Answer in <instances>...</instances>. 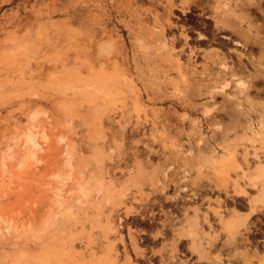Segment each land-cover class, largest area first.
<instances>
[{"label": "rangeland", "instance_id": "1", "mask_svg": "<svg viewBox=\"0 0 264 264\" xmlns=\"http://www.w3.org/2000/svg\"><path fill=\"white\" fill-rule=\"evenodd\" d=\"M196 1L0 0V264L264 261V180L245 175L264 162V29ZM213 17L240 44L201 39Z\"/></svg>", "mask_w": 264, "mask_h": 264}, {"label": "bare ground", "instance_id": "2", "mask_svg": "<svg viewBox=\"0 0 264 264\" xmlns=\"http://www.w3.org/2000/svg\"><path fill=\"white\" fill-rule=\"evenodd\" d=\"M196 1V0H195ZM197 2V1H196ZM199 2V1H198ZM228 3V2H227ZM198 5V4H197ZM196 5V6H197ZM201 4H199L198 6H200ZM176 5L174 4V3H171V5H170V7H174V8H178V7H175ZM227 6V5H226ZM178 9H180V8H178ZM200 37H203V35L202 34H200ZM239 85L242 87H245L246 85H247V83L246 82H242V81H240L239 82ZM31 136V135H30ZM32 137H34V136H32ZM32 137H30L29 138V140L30 141H32V146H34V145H36L37 143L34 141V138H32ZM28 152H27V154L28 155H33L35 152L31 149V147L30 148H28V150H27ZM9 155V154H8ZM234 156V155H233ZM11 157V156H10ZM232 159V158H231ZM233 162L234 161H232V160H229V161H227V163L225 164L224 163V165L221 167V169L217 172V179H218V181L220 182V185L221 186H223V187H225L226 189H227V191H228V188H227V185L229 184V182H230V165L231 164H233ZM8 164H6V166H7ZM5 166V165H4ZM253 171V170H252ZM245 175L246 176H248L249 177V179H250V181H251V183L254 185V186H257V183L258 182H261L262 180H264V162H262V163H260L257 167H256V170L253 172V173H245ZM263 182V181H262ZM159 183H161V185L159 186V188H160V190H162V191H164L165 189H166V187L168 186V183L167 182H164V181H159ZM236 184V183H235ZM239 184V183H238ZM261 184V183H260ZM219 185V184H218ZM240 185V184H239ZM262 185V184H261ZM259 185V187H261L259 190H260V195H259V197H257V198H255V199H253L252 201H254V202H263L264 203V185ZM258 187V186H257ZM219 188V187H218ZM221 188V187H220ZM244 189H245V187H244ZM244 189H241L240 191H239V193H241L242 195H246L245 194V190ZM218 190V189H217ZM223 190H224V188H223ZM237 190H238V188H237ZM236 189H235V191H237ZM238 192V191H237ZM85 193V192H84ZM230 193V192H229ZM239 195V194H238ZM240 196V195H239ZM144 199H146V198H144ZM221 199V198H220ZM219 200V199H218ZM216 201H217V199H216ZM218 202V201H217ZM251 202V201H250ZM219 203H220V201H219ZM253 205H254V203H253ZM253 207V206H252ZM221 213V212H220ZM232 213V214H231ZM230 213V215L227 217V218H224L223 216H221V214H220V216H221V222L220 223H222V225L224 226L223 228H222V230L224 229L225 231H227V233L229 232V236H230V244H233L234 243V245L237 243V239H238V236L241 234V231H240V227L242 226V224L244 223L243 221V216L240 214V213H238V212H231ZM217 216L219 217V215L217 214ZM120 221H123V218H120ZM204 221L207 223V224H210V220H209V217H208V215H206L205 217H204ZM5 223V224H4ZM0 226H1V229H0V234H2V235H4V234H6V233H10L11 232V230H12V225L11 224H9V221L8 220H6L4 217H1L0 216ZM119 226H122V222H120L119 223ZM18 231H20V230H18ZM199 231V230H198ZM198 231H197V235L196 236H191V238H192V240L194 241V240H197V241H199L198 243V248H194V249H191V252L192 253H197V254H199V253H201V258H205V257H208L207 255H208V253H204V251H203V249H204V247H203V249H200L199 248V246L200 245H202V241H200V236H199V233H198ZM19 233V232H18ZM21 233V232H20ZM180 236H181V234H179ZM191 235V234H190ZM221 234H219L218 232H216L215 234H213V233H211V234H209V235H207V236H209L210 237V246H214V241H216V240H218L219 239V236H220ZM179 237V236H178ZM203 237V236H202ZM205 237V236H204ZM137 240V239H136ZM133 247L136 249V251H137V248L139 247L138 246V244H137V241H135V242H133ZM171 247H173V245L171 246ZM176 247V245H174V247L173 248H175ZM202 247V246H201ZM211 248V247H210ZM196 249V250H195ZM170 250V249H169ZM174 250V249H173ZM143 252L144 251H137V253L138 254H143ZM165 252H167V251H165ZM170 252H172V250L170 251ZM168 253V252H167ZM173 253H175V252H173ZM126 254H128V253H126ZM169 254V253H168ZM175 255V254H174ZM174 255H172V254H170V256L167 258L169 261L170 260H175L174 258H175V256ZM245 255V254H244ZM126 257V256H125ZM160 257H162L161 255H160ZM222 257H223V254L221 255V253H218L217 255H215V259H218V260H222ZM165 259H163V263H162V261H161V264H165V261H164ZM176 261H177V258H176ZM248 261V260H247ZM168 263V262H167ZM166 263V264H167ZM253 263V262H252ZM169 264H172V263H169ZM173 264H194V262L192 261V262H189L188 261V259H183V260H180V262H175V263H173ZM248 264V263H247ZM249 264H250V262H249ZM259 264H264V261H262L261 263H259Z\"/></svg>", "mask_w": 264, "mask_h": 264}, {"label": "flooded vegetation", "instance_id": "3", "mask_svg": "<svg viewBox=\"0 0 264 264\" xmlns=\"http://www.w3.org/2000/svg\"><path fill=\"white\" fill-rule=\"evenodd\" d=\"M237 5H238V7L241 10H244V11L247 8H249V7L250 8L251 7H254V10L253 11H249V13L248 12H242V13H244L243 14L244 16L242 18H244V17L245 18H248V17H252V16L255 17V18H260L257 21V23H259L260 24V27L262 29H264V0H259L254 5H250L249 4V1H246V0H238V4ZM201 10H202V12L193 13V15L194 16H200V15H202L204 13L203 12L204 11V7ZM188 11L190 12V10H188ZM252 12H253V14H252ZM245 14L248 15V16H246ZM206 17L208 18L209 16H206ZM214 17L212 18L214 20V23H213V32H212L213 33V36L212 37H209V36H207V35L204 34L205 35V36L203 35L204 38L202 37L201 39H214V41L216 43H221V42H226V41H233L234 44H240V43H238V41H236L238 37H236V34L235 33H233V32L228 33V34L222 33V31H231L232 28L231 27L224 26L221 22H218L217 23L216 20L214 19ZM190 18L193 19L192 17H187V19H190ZM215 18L220 19L217 16ZM198 24L202 25V27L205 28V29L207 27V23L204 20H202V19L201 20H198L197 25ZM188 27H193V25H189ZM194 32H197V31L194 30ZM261 36H264V33H261ZM166 253L167 252H165L163 250V252L161 251V252H158L157 254L159 255V257H160V255L162 256V257H160L159 261H162V263H163V259H165L164 260L165 261V264L167 262H168L167 264H169L170 262L167 259L169 256L166 255Z\"/></svg>", "mask_w": 264, "mask_h": 264}, {"label": "crops", "instance_id": "4", "mask_svg": "<svg viewBox=\"0 0 264 264\" xmlns=\"http://www.w3.org/2000/svg\"><path fill=\"white\" fill-rule=\"evenodd\" d=\"M255 213V212H254Z\"/></svg>", "mask_w": 264, "mask_h": 264}]
</instances>
